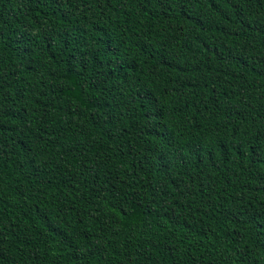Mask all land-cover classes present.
Wrapping results in <instances>:
<instances>
[{"label": "trees", "instance_id": "trees-1", "mask_svg": "<svg viewBox=\"0 0 264 264\" xmlns=\"http://www.w3.org/2000/svg\"><path fill=\"white\" fill-rule=\"evenodd\" d=\"M0 264H264V0H0Z\"/></svg>", "mask_w": 264, "mask_h": 264}]
</instances>
